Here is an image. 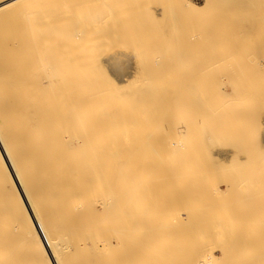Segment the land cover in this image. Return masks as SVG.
Returning a JSON list of instances; mask_svg holds the SVG:
<instances>
[{
  "label": "bare ground",
  "instance_id": "obj_1",
  "mask_svg": "<svg viewBox=\"0 0 264 264\" xmlns=\"http://www.w3.org/2000/svg\"><path fill=\"white\" fill-rule=\"evenodd\" d=\"M88 1L89 0H0V203H1V207H0V264H211L212 258H213V257L211 258V256L214 254L212 252L211 253L212 255H209L211 252L208 250V249H211L209 248V246L210 244L211 245L213 244V247H214L213 242H215V240H216L215 246L216 247L217 245L219 246L220 244H217V242L221 243V241L219 239L220 237L218 238V236L221 235V233H223V232H220L217 234L218 236H216L217 232L215 230L220 231L221 229L219 230V227L220 228L223 227V229H225L223 225H219L221 223H224L222 221L219 222L221 218L218 219L219 224L218 223L217 224L219 225V227L216 229L217 224H215V221L217 222V219H215L214 216L219 211H221V213L219 212L220 213L219 215L223 216L224 215L223 211L224 210L226 211V209L224 208L228 205V204L226 205V203L224 204V202L227 200H223L219 197L221 200H223V203L220 202V204L222 203L223 206L221 207V209L217 208L216 203H214L215 196L223 195L222 198L225 197L226 199V196L229 195L231 191L232 193L236 191L235 187L233 188V186L231 187V189H228L229 184L232 182H235L237 184V181H238L237 179L240 177L234 178L236 181L230 180L232 182L227 181V183H225V180L222 179V183H224V185L226 186V189L230 190V191L227 190L229 193L228 192H226L227 194L223 193L224 190L222 192L223 194L219 191H215V193H212L211 185H213V181H211V179H213L214 176L212 177V176H209L208 174L207 177L208 178L210 177V180H209L208 178H203L206 176L207 171L206 173L205 171L198 172L200 170L198 169V171H196V169H194L195 167L193 168V171H191L192 167L197 162L202 164L200 166H202L203 168L205 166L204 164L206 165L212 164L213 162L210 159L212 156L210 158L205 157L207 156L206 155L207 151H205L207 149L204 150L205 155H202L203 153L201 154L199 150H196L197 148L195 146L196 148L195 150L197 151L196 153V151L193 149L194 147H192L191 144H193L194 146L195 144L193 142H198V141H199L198 143H202L204 141L203 140L200 141L199 139H205L206 137H207L206 142L208 143V145H209V141L210 143L211 141L213 142V138L212 140L211 138L209 140L210 136L209 137L206 136L205 138H203V135H204L203 132H201L202 138H199L201 137L200 135H198V140L195 138L196 136L194 137L195 134H198V133L200 134V132H198L200 131L198 130L199 128L196 129V127H200L199 126L200 124H202L201 126L204 125V127L202 128L205 130L203 129L202 130L205 132L208 129V127H210V129H212L210 131L212 132V135L217 130L215 126L216 123L218 124L217 121L215 122V124H213L214 125V128H213V126H211L210 124L214 122L209 123L210 120L205 121L206 120L205 117L202 118L204 119L205 122L209 123L208 127L205 128L207 124L206 123L204 124V122L201 123L202 121L198 119L204 116L203 115L204 113H202L203 116L199 114V112H201L202 109H205V108L208 109V107L211 106V103L213 106V104L217 102V101L214 102L213 98L216 100V98L218 97V100L220 99V102L219 103L217 102V103L218 104L224 103L223 105L225 106L227 103H225L224 101L226 102L229 100L232 101L233 98L236 97L235 95H237V98H238L239 97L238 95H241V94L244 95L246 94L247 91L245 90L243 92L245 88L243 87V90H241L242 88L240 87L241 93L236 94L235 92L239 88H237L236 86V89H234L235 91H233L231 88V92H233L231 94H233L234 97L232 99H229V97H231V96H227L229 93L223 92V93H226L224 94V97L225 96L228 97V99H225L223 101L221 100V99H224L223 95L222 96L216 95L215 97L211 95V92H210L212 90L211 88L215 89L216 86L214 87V85L212 86L211 84H209L211 85L210 88L207 87L209 88L208 90H210L209 91L210 94H209L208 90L206 91V88L204 87L205 84L200 83V82H199L200 86L198 85V82L196 86L192 84L193 91L189 93L191 94L192 99L191 98L190 99L194 100V98H196L197 103L194 101H190L191 104L190 103L189 104L192 105V102H194V104L195 103L199 104L197 106H200V105L203 106L201 107L202 109L199 107L200 111H198L197 115H200V117L198 116L196 118L197 121L199 120L200 124L195 127V125H197V122L195 119L196 123L195 124L191 123L192 125H194L192 126L193 128L190 127V131L188 130L187 132L186 130L183 132L182 131L183 127L186 129L187 127L191 126V124H188L187 127L183 125L185 123L184 120L187 121L186 119L187 113L183 112V108H184L183 106L185 103H187L186 100L187 101L189 100L188 99L189 96L187 97L186 92L183 93V95H181L179 93L180 91L179 89H183L187 91V89L191 88V86L189 85L188 87L186 85V84H189L187 82V79H186L187 83L184 82L183 80L184 84L186 85L185 88H187V89H184V84L182 83V81L178 82V80H182V79L177 80V77L175 75L178 76V74H180L178 72H181V74L179 75L181 76L184 73L183 72L184 68H186V71L189 69V67L192 70V68L195 67L196 63H198L199 70L201 72L202 68L200 69V66L202 67L203 65L207 64L206 61L211 58H208V59L205 58L207 60L204 61L203 65L199 63H202L201 61L204 58H202L200 62L198 60L195 64L193 63L194 66H192V68L191 66H188V63L190 64L191 62H194L195 58L191 57L192 59L191 58L190 59L191 60L194 59V60L190 61L189 59L190 62H188V58L186 59L187 61L185 59H182L184 60V63L182 62L183 64H186L188 62L187 67H183L184 65L181 64V61H182L181 55H178L179 54L178 53L179 48L177 47L178 43L175 42L177 45H174L175 43H172V42L176 40L172 39L174 37V36H171L172 33L171 35L169 34L171 31L174 32V34H176L175 26L176 25L179 26L180 22L178 21L179 24H177L176 22V25L175 24L169 25L170 24L169 23L168 25H166L168 29L167 31L166 30L165 31L169 32L171 26H174L172 28L173 30L167 33L169 34L168 37H170L168 39L169 40L172 39L171 40L172 42L171 41L168 42L169 40L166 38L165 40H167L166 42L169 43L168 46L174 45V47L176 46L177 48L170 47L172 50L174 49L175 51H172L170 48H168L170 49L169 50L170 54H171L170 51L176 53V55H174L175 59L171 60V58H174V57H171L173 56L172 55L173 53L171 55L169 54L170 56H167V57H171L169 59L171 60L172 63L174 62V60L175 62L177 61L176 65L175 64L173 65V67L175 68L172 67L171 71L173 73L174 69L178 67V69H176L178 74L175 73L176 72L175 70L173 75H171L172 79L168 77V80L170 79L173 80L174 78L177 81L176 80H174V82L171 80L170 81L173 83H175L176 81L177 83L169 87L167 85H169L170 83L168 84L165 82L166 83L165 85V83L162 81L164 77L163 78L160 77L162 78V80L161 79L159 80V77H158L157 80L164 83V84H161L156 79L154 80V78L156 77H153L152 75L154 74V72L156 73V70H157L156 67H158L160 64L162 65V63H160L161 60H164L162 62L170 63V60H168V58L166 59L164 57L165 59H163L161 57L164 54L165 55L167 54L168 49L167 50L164 49L167 52L164 51L165 52V53L163 52L164 54L161 52V54L159 55L160 57L158 56L159 54L158 50H156L160 48L163 49L164 46H167L168 44V43L163 42L164 41L163 37L165 36L166 33L162 35L161 33H163L164 30L161 29L163 31L159 32V29H158V32H154V33H157L158 36L160 35L163 38L161 41L164 44L163 48L162 47L158 48V46L161 45V41H158L159 39L157 37L156 42L158 43L160 42V44H158V46L157 44L155 45V49H154V51H156L155 53L153 52V49H152L154 46L153 45L151 46V44L148 43V42L151 43V41H153L152 38H150L152 36L149 35L150 40L147 41V39L149 38L148 37L143 38L146 35L143 36L144 34L141 35V33H139L140 31L143 32L140 29L143 28L141 25L143 23V26H144L145 21L144 20L141 21L142 19H140V15H141L140 13L142 12L138 9H140L141 7L138 8L137 6L136 8L134 6V3H136L137 0H135L136 2L134 1V3H131L130 0L129 1H130V4H133L131 8L133 10L135 9L137 11V14H140L139 16L135 17L137 15V14H134L136 13L135 10L134 12L133 11L129 12V10H126L129 14L132 13L135 19L134 17L132 18L131 14L130 16L129 14L126 13L125 10H123V8L126 7L124 6V2H123V5H120V6L121 7L124 6V7H122L121 9L119 7L120 10L118 13H116L118 17H116V15H113L110 20L113 21L114 18H116L117 21L122 22V20L124 21L126 17L129 18L128 16H130L132 20L134 19L133 21L134 23L130 24L132 26L131 28L133 29V33H135L137 36V32L139 31L138 36H140V38H143V40L146 39L144 41H141L142 42L141 43L142 47L140 46V49L142 48L141 52H136V50H139L138 46L140 44L138 43H140V40H138V43H137L136 38H138V36L134 38L132 35L133 34L132 32H131L132 38L130 37L128 39V31H127L129 30L127 28L129 26L128 23L126 25L127 27H124L125 26L124 24L126 22H129V21L132 22V20L130 18H129V21L126 19V22H124V24H121L122 26L124 25L123 30L122 29L118 30L119 29L118 25H116L117 26L116 28V26L114 25V22L112 21H111L110 27H108V23L110 22V20L109 22H106L103 19V18H106V20H108L107 17H104V15H107V14L103 15V12L108 9L107 5H105V3L107 2L105 0H103V2L100 0L101 3H104V6L102 4L100 8L102 9L103 7H105V9L103 8L102 10H100V8L98 7L100 3L97 4L99 2L98 0H97L98 1L97 3H95V1L93 2L92 0V2L95 4L94 6L97 5L96 7L98 8L91 7L93 6L91 4L92 2L87 3ZM107 1L108 2L110 1L108 3L109 5L113 4L111 2L112 0H107ZM166 1L168 3L169 0H166ZM224 1L226 0H218L219 5L205 6L201 11L199 12L196 11V12L199 13V17L201 16L200 14L207 12L206 13V15L208 14L207 17L206 15H204L203 17L201 16L202 19H204V17H206L207 19L209 16L208 20L212 19L214 23L216 22V24L220 26L224 24L222 23V21L223 22L228 21L227 23L229 22L232 23L235 21L234 23H236V25L238 26V28L236 27L238 30V33H240L239 31H242V28L240 26L241 30H239L238 24L241 21L242 16L244 14L240 12L241 10L240 7H250V5L248 6L249 3L248 4L246 3L245 6L244 4L243 6H241L240 2L238 4L236 0H230L232 3H236L237 5L233 4L234 5L233 7L232 6L228 7V5L225 4ZM233 1H236V2H233ZM246 1L248 2V0ZM256 1L257 0H255V2ZM158 2L161 3L160 0ZM178 2L180 3L179 0ZM184 2L186 1H183V3ZM86 3L91 4V6L90 5L88 6ZM128 3L129 2H127L125 5H128ZM162 3L160 4L161 6H164V5L167 7L169 6V4H164V2ZM160 5L158 4L157 6H160ZM178 5H176V7H178ZM186 5L187 4H185V6ZM140 6H143V5L140 4ZM111 7L109 8L111 9ZM113 7L111 10L110 9L107 10L108 13L109 11L111 12L114 9ZM170 7H172L171 3H170ZM180 7H183V5ZM173 9H170L168 7V11L170 10L169 12L171 13H173L171 11ZM181 9L179 11L181 12V14L179 12L178 13L181 15V18L183 21L184 18L187 16L185 14V12L187 13V11H184L183 8ZM243 9L244 8H242V10ZM165 10L167 9H164V11ZM191 10L192 8L190 9V12H188L190 16L192 15ZM100 11L101 12L103 11V12L101 13ZM144 11L145 10H143V12ZM168 11L166 12L167 13L166 15H172ZM153 12H155V10ZM119 13L120 15H118ZM121 14H123L122 17L125 14H127L128 16L126 15V17H123V19H121L122 18ZM153 14L154 13H152V15ZM101 15L103 16L101 19H103L105 23H107L106 27H108V29L109 28L111 29V27L114 25L115 27L113 26L112 27L113 29L115 28L117 29V31H119V33L121 34L123 33L124 36L125 35L127 36L126 40L124 39L125 42L128 39V43L126 46H128L130 42V45L133 44L130 47H133L134 46L133 40L135 39V42H136L135 45H138L136 46L138 48L137 49L135 48L136 50L131 48L134 51H130L131 49L129 50L128 47L124 46L126 44L124 42V44L122 43L123 45L119 44L124 47L122 48L121 46L118 45L117 47H115V49L117 48L118 50L116 49L115 51V49L113 48L114 47L113 45L118 44L116 42H119L118 36H120V34L119 33L116 34L117 35L116 38L118 37L117 38L118 40L116 38L114 39L113 36L115 35L117 31L115 29H114L115 31L112 30L111 32L114 33V35H112L110 30L108 33L105 30L106 27H103L106 24L104 23L105 25H102L103 23H100L101 24L100 27L102 26L104 28L101 31L105 30L104 33L105 32L106 33L104 35H106V37L109 36V38H103V36L101 35L99 36L98 34L102 33V32L98 33L100 29L99 31L96 30L97 31L96 34L98 33L97 37L99 36V38H103L101 39V41L102 40L107 41V42L111 41L109 42V44L107 43V45L108 46L111 45L113 47L110 46L111 51L108 52L105 44H103L105 42H102L101 44L104 45V47L106 48V51L104 47L102 48V46L99 48L100 44L95 43L94 45H96V47L97 45H99L97 47L99 51L101 49L102 50L104 49L105 52L103 51V53L107 52L106 54H103L102 56L99 55L101 53L98 54L99 51H97L96 47L92 45V40L94 42L96 40L97 43L101 41H98L99 39L97 40L94 38L93 34L91 33V31L93 30H89V34H92V36L89 35L88 33H87L88 37H87V34L86 35L83 34V33H86L87 31L86 28H84L83 26L85 25L87 27L88 24H90L88 23V21H94V22L98 21ZM144 15L146 16V14ZM180 15L178 16L180 17ZM182 15L184 17H182ZM161 16L162 15L160 14V18ZM193 16L194 15H192V17L188 16L189 18L187 17L186 20L189 21L192 18L190 20V23L196 22V20L194 21L195 18ZM246 16L247 14L245 15V17ZM108 17H110V13ZM165 17L167 18L170 16H165ZM201 17L198 18V20L201 19ZM137 18L140 19L142 23L139 20H137ZM101 19L99 21H103ZM146 19H147V16H146ZM86 20L88 24L83 23V22H86ZM135 20L137 21V24H135L136 22ZM157 20H160V19L158 18ZM69 21H73V22L69 23ZM77 21H79V23H81L82 25L84 24V25L81 26L79 25V23H75ZM219 21L221 23H219ZM242 21L244 20L242 19ZM151 22L154 23V21H151ZM202 22L204 21L200 20V22L198 23H201V25L199 26H200V31L202 30V33H203ZM96 23L94 25H96ZM149 23L150 22L148 21V23L145 26H148ZM155 23L153 25H155ZM184 23L186 24V22ZM190 23H188V25ZM227 23L225 25H227ZM157 24L158 23H156V25ZM194 24H192V26ZM218 25H216L215 27L218 28L219 30L218 33H219L221 28L219 29ZM97 26H99V24L95 26L96 29H98ZM122 26L120 27L122 28ZM79 27H83L82 28L83 32H82V29H80ZM149 27H152V26L149 25ZM149 27L148 28L145 27L144 32L145 30L146 31L148 30L147 32L150 31V33L152 34V30L151 28L149 29ZM154 27L155 26H153L152 29H154ZM184 27L187 28V26L185 25ZM184 27L181 26V30ZM210 27H209V30L215 31L217 34V28L213 27L216 30L215 29L212 30L213 28L211 25ZM185 28H184V32H185ZM132 29H130V31ZM155 29L153 31H157ZM189 29L190 28H188V30ZM194 29H196V32L198 34L200 33L198 27L193 28L192 30ZM121 30L122 32H120ZM177 30H178V33L181 32L180 28ZM205 30L207 29H204V31ZM125 31L127 32V34H125L126 33ZM194 31H192V33L190 32L191 36L190 35L189 36L191 37V39L188 36L189 32L187 36L189 37L190 40L196 41L195 42L196 45L199 46V44L197 43V41L199 42V40L197 39L198 37L195 40V38L192 36L194 34H195L194 36L196 35L198 36L197 33H193ZM221 31L225 34V36L227 35L226 33L227 31L225 29H222ZM147 32H145V34H147ZM206 32H204V34L202 35L199 34L200 38L205 37L203 35H206V34H207L206 35L207 38H209L208 36L211 33H215V32L209 33L210 31H206ZM70 33L72 36L70 35ZM78 33L81 34V36L82 35L86 36L88 41H90L89 39H92L90 41L91 45L88 44V46H86L87 45L86 43L88 41L84 43L81 42L80 40L83 38L79 37L80 35ZM75 34H78V35H75ZM107 34H110V35H107ZM68 35H70L71 37L70 36L68 37ZM154 35L157 36L156 34ZM184 35L186 36V34ZM74 36L76 37L78 36L79 38L77 37L76 39V37ZM122 36L120 38L121 41H122ZM188 37L186 40H188ZM155 38L153 37V39ZM78 39L80 40L78 41ZM130 39L133 43L129 41ZM218 39H215L214 41H218ZM179 40H183V39H179ZM202 40L204 41V43ZM210 40H211L210 38L207 40L206 39L204 40L202 38L199 43L202 42V44L204 45L207 41L208 42L207 44H209ZM82 41H84V39ZM146 41H147V44L144 43ZM112 42L113 43L115 42L116 44H113ZM153 43L155 44V41L152 42V44ZM81 44L83 45L86 44V45L84 47ZM148 44L151 47L148 46ZM202 44H200V46ZM207 44L205 46H207ZM180 45H181L179 46L180 48L182 46L184 47V44L182 45L181 43ZM195 46L193 47V49L196 51L197 46L196 47ZM200 46L198 48H200ZM205 46H202V48ZM210 46L208 45L207 47L208 49L210 48L209 51H206L207 48L205 47L206 48L205 52L210 53L211 48L216 49V46H211V47ZM143 47L146 48L148 52L151 53L150 55H148V58H146V54H148L146 52L147 50H145ZM147 47L148 48L150 47V48L148 49ZM92 49L93 50L96 49V52H94L95 50L92 51ZM143 49L145 50L146 53L142 52ZM235 49L236 48H234V50ZM190 50L192 49L189 48V51L188 50L187 51L191 53L193 50L192 51ZM201 50L199 51V49H197L199 54L200 52L203 54L204 49H201ZM159 51H162V50H159ZM187 51L186 53L185 52L183 53L188 54ZM212 51H214V49ZM193 52H192V56H193ZM231 52L234 53L233 50ZM231 52L229 51L228 53L231 54ZM153 53L157 54L158 56L157 59L159 58L160 60V62H157V64H156L157 60L154 59L156 56L155 54L153 55ZM194 55H197V54H194ZM205 55L208 57L209 54L205 53ZM217 55H220V54L215 53V56L217 57L216 60L217 59L219 60L217 61L214 60L212 61V63L209 60V62L211 63V66H213L212 64L217 63L218 61L220 62L222 61L221 63H224L226 61V58L224 57L227 54H225V56H222L221 54L219 57ZM177 56H180L179 57L181 60V61L179 60L180 62H178L179 58ZM209 57H211V55H209ZM220 57H222V59ZM149 58H151L153 61L155 60L154 63L151 61V59L149 60ZM147 59L149 60V62L146 61ZM193 64L191 63V65ZM161 65H160L161 70H159L158 68V71L160 72L164 71V74H165L164 79H167L166 76H170V74L172 73H169L170 72L169 71L168 72L169 75H166V72H167V71L165 72L166 69L162 70V68L164 66L167 67L168 64L162 65V66ZM138 67H139L138 69L139 72L137 71ZM168 67L169 69L171 68V66H168ZM206 67L208 66L203 67V69L205 70H202V72L203 71L205 72V75L207 73ZM179 68L180 70L182 68V71H178ZM217 69H214V70H217ZM191 70H189L190 72H188L189 75L192 72H194L193 70L191 72ZM208 70L210 71V68ZM186 71L185 73H187ZM140 72L147 73V75H150L152 73L150 75L152 77L150 76L147 77V75L144 74L146 78L144 75H143L144 78H139L136 75L139 73V76H140L141 75ZM200 72L198 71L196 73L197 74L196 78L199 76L201 80L203 79L202 76L205 77V75H202L200 77V75L202 74ZM237 72L239 73L238 76L240 74L243 75L242 74L243 72L240 73L239 70ZM185 73H184V76H185ZM230 73H232L233 76L235 75L233 78L237 76L235 72H230ZM164 74L162 76H164ZM160 75L158 74L155 76H160ZM207 76L210 77V75H207ZM191 78L194 81L196 80L195 77L193 78L191 76L190 79ZM222 78L224 79V75ZM242 78L243 76H240L241 80ZM217 79L219 80L218 77ZM217 79L214 81L217 82ZM223 79L221 80L224 81L225 79L224 80ZM204 80L205 79H203V81ZM241 80H240V83H241ZM194 81H191V82L195 84L196 82ZM234 81H231V82H234ZM180 82L183 84L182 85L183 88L177 89V84L178 85L181 84ZM211 82L213 81L211 80ZM218 83H221L220 80ZM201 84L204 86H201ZM235 85H238V84L235 83ZM221 87H226V86L224 84V86H221ZM254 87L253 86L252 88L248 87L249 89H252L251 92L249 90L250 95L252 92H255L253 91L255 89ZM233 88H235V86ZM255 90L257 92V88ZM212 92L215 93L216 91H212ZM221 92L222 91L219 90L218 94H220ZM256 92L255 94H252L255 97L257 96ZM245 96L246 95L243 96L244 99H251V98L253 99V96L251 97L249 96V98L247 96L245 98ZM210 97H212V99ZM209 99L213 100V102H210L211 100L209 101ZM239 100L242 101V96L239 97ZM251 100H248V101H251ZM244 101L246 103V100ZM254 101H256V99H254ZM180 103H182L181 104L183 105L182 107L179 106ZM208 104L210 106H208ZM246 104H249V103H246ZM192 106H189V107H192ZM197 106L195 107L198 109ZM224 106L223 107L220 106L221 107L220 109L225 108L227 105L225 107ZM187 107L188 106H186V108L184 109H187ZM178 108H182V110H178ZM211 109L212 108H210L209 111L212 112L214 109H216V107H214L213 110ZM220 109L218 108L216 110H220ZM192 110L191 112L193 113L194 110L193 111ZM224 110L225 109H222V112H224ZM180 111L186 114V116H184V114L182 115ZM215 112L216 111H214V115H215ZM192 113L190 115L193 116L192 119H194L197 115L194 117L196 113H193V114ZM205 113H208V110ZM216 114H217L215 115L217 116L216 119H219L218 121H221L220 118L222 117L218 116L219 114L218 112H216ZM208 115L210 116L209 113ZM219 115L221 116V114ZM225 115L228 116L227 112L225 113ZM225 115L223 116L224 118L226 117ZM245 115L246 114H244V117ZM181 116H184V118H182L184 123L182 122ZM205 116L207 117V115ZM249 116H248V119H249ZM211 117H213V115H211ZM222 120L223 121L225 120L227 122L226 118L225 119L222 118ZM189 121H191V119ZM245 122L247 123L248 121H245ZM250 122H253V121L250 120L248 122V124H250L251 127L252 125L253 126L256 125V124L251 125ZM223 123L222 125H220L221 123L218 124L217 127L223 126ZM232 124H235V123H232ZM245 125L247 126V124ZM226 126H227V123H226ZM250 126H247V128ZM223 128L225 127L223 126ZM223 128H220V130L219 129L218 130L222 132ZM194 129L198 131L196 132ZM252 129L255 130V128H252ZM192 131H193V134L195 133L194 135L191 134ZM226 131L228 133V130H224V132ZM208 132L209 131H207L205 135H208V134L211 135L210 132L209 133ZM189 135H192L190 137L193 140L190 137L188 138ZM221 135L222 134L218 136V134H215L216 140H214V142L217 141L218 138H220L218 139V141L221 140V137H222ZM254 136L255 134L251 135L250 137L254 138ZM239 138H242V137H239ZM188 139H191L190 140V142H192L191 144L188 143L189 141ZM227 140H229V138ZM240 140H237V142L235 140L233 141L236 142V144L240 145L238 143ZM229 142L230 141H228V145H229ZM241 142H244V141L241 140ZM188 144L191 146V148ZM202 144L203 146L206 145L204 143ZM252 144L250 143V145ZM214 145L216 146V143ZM214 145L213 147L215 148ZM217 145H218V142H217ZM233 145L235 146V144ZM233 145L232 147H234ZM201 148L202 147H200V149ZM241 148L243 147L241 146ZM244 148H245V145H244ZM228 150L226 151L224 149H216L214 152L215 155L214 154L212 155L216 157V160L221 165L220 166H218V164L213 165L214 164L213 163L212 166L211 165L206 166L207 168L205 167L204 170L209 168L208 171L213 172V169L211 170V167L212 168H214V166L224 167V164L225 165L228 164L226 162L230 160L229 156L231 155L228 152ZM237 150L239 151L240 149H237ZM254 150H252V153ZM181 151L182 153L184 152L183 154L184 156L182 154L180 155ZM193 152L194 154L195 153L198 154L199 152L202 158L199 154L198 155L200 157L198 156L191 157ZM242 152L243 151H241L240 154H242ZM236 153L238 152L236 151L231 156H234L235 158V155H236L235 160H237L236 161L237 163L239 162V160L240 162L245 160L246 157L241 158L243 154L239 155V153L238 154ZM237 155H239L240 158H237ZM257 155H258V152H257ZM247 157L248 159H250V155ZM193 158H195L194 159L195 161L193 160ZM200 158L201 159L204 158L202 162L205 161L206 158H208L210 159L212 163H207L208 159H206L205 161L206 163H201L200 161H197ZM235 160L232 159L231 162H234ZM246 161H247V158H246ZM258 161L260 160H257V162ZM193 162H195L194 165H193ZM183 165L186 168H191L190 171L188 172L192 173L193 176L191 174L190 177H188V174L186 172L189 169L185 170L186 168L182 170L183 177L181 176L180 169L184 168ZM197 165H195L196 168H197ZM263 165L264 164H262V166ZM234 166L236 169L238 168L236 167V165H233V167ZM257 166H255L256 167L255 169L258 170L259 167ZM230 167L227 168L228 171H230L229 169L232 170V167L231 168ZM244 167L246 166L244 165ZM261 168H260V172H263L261 171ZM216 170H218V174H220L219 172L225 171V168L224 170L223 168H221V171H219V168L218 169L216 168L214 172ZM240 170L242 171L244 169H242L241 167ZM240 170L238 169V172H240ZM195 172L196 174L199 173L197 175V178L198 176L201 178L200 174L201 175L205 174V176H202L203 183L199 182L200 181L199 178H198L199 180L198 182L196 180H195L196 182H194V180L191 178L192 176L193 178L195 177V179H197ZM202 172L204 173L202 174ZM216 173H212L210 175H213ZM252 173H250L249 175L251 176ZM221 174L223 176H226L224 172H222ZM242 175L243 174H241V177L243 178L244 176ZM244 175H245V172H244ZM233 176L234 175H232V177ZM254 177L255 176L253 175V178ZM259 177H260V174H259ZM262 177L263 175L260 178L262 179ZM253 178L252 179L249 178V180H253ZM260 178L259 180H261ZM203 179L206 181H203ZM190 180H193V181H190ZM207 180L210 181V182L208 181L209 185L206 184ZM254 181L255 180H253L252 182L254 183ZM244 182L245 184H248L246 183V180H244ZM257 182L255 181V183ZM200 183H202V185ZM260 183H262V181ZM256 185L258 186V184ZM256 185L255 187H257ZM215 186H212V187L215 188ZM237 188L238 187H236V189ZM238 189L241 190L240 187ZM253 189L255 188L253 187L252 190ZM246 190L248 191V189ZM256 190L257 189H255V191ZM262 190L263 191H261V193L264 192V189ZM242 191H244L243 188H242ZM255 191H254V194L256 193ZM250 192H248L247 194H249ZM245 193L244 195L246 196L247 194ZM254 194L252 191V196L250 197V195H248L249 199L250 198L252 199V197L254 199L255 197ZM258 194L260 195L259 192ZM234 195L236 196V194L233 193V197ZM242 195L243 194L241 193V195H239L240 198L238 195L237 197L241 199V197H243ZM219 198L218 200H220ZM234 199H237V198L235 197ZM213 200L214 202H212ZM234 201L235 200H233V202L230 201L231 203L229 202V204L230 205L232 204L231 206H233L234 205L233 203H235ZM236 201H238V199ZM252 201H255V200H251V202ZM244 202H245V199L243 200V203ZM213 204H215L216 207ZM261 204L263 206V203ZM245 205H246V208L245 207L244 208L246 210H249L251 209V206H254V204H251V206L249 205L247 206L246 203ZM237 206H241V205H237ZM247 207H250V208L247 209ZM233 208L236 211L238 207H236L235 209V206H233ZM217 209L219 211H214ZM230 209H232V207H230L229 210ZM245 209L242 210V212H244ZM253 209H255V206ZM239 211L240 209H238V213H240ZM213 212L215 214H213ZM227 212L228 214L230 212L231 215L235 214V213L232 214L231 210L226 211V213ZM181 213L183 214L184 218L186 217V219H181L183 218L181 216ZM261 213L262 212H260V214ZM6 214L10 216V219L11 217L12 218L14 217V221H13L14 227L13 225H11L12 223L9 225H7L8 223L5 224L6 222H9V221H4L7 218V217L6 218L4 217V216H7ZM212 215L214 218H212ZM3 217L5 218L4 220H2ZM195 217L196 219H194ZM192 218L194 219V221L195 220L196 221L194 222ZM208 218H210L211 222L214 223V225L216 226H213L212 224L213 227H211V223L208 220ZM213 219H215V221ZM224 221H228V220H224ZM10 222H12V220ZM189 223H191L190 226H193L192 224H195V226L199 227L200 229L202 227L203 230L195 229V231H191L192 227L191 228L188 227L189 229L188 228L182 229L183 228L182 226H184L185 224L189 225ZM228 223L229 221L226 222V225H230L231 222L229 224ZM206 225L207 226L209 225L210 228H213L212 230L215 229L214 231L216 233L214 232L215 233V236H213L214 238L212 237L213 231L209 227H205ZM5 227H7L8 229H6ZM9 227H11L12 229H10ZM229 227L226 228L227 231ZM9 229L13 230L16 233L11 234L13 231H9V234H8ZM223 229L222 231L226 230V229L225 230ZM229 229L231 230L232 228H229ZM234 231L236 230H233V232ZM248 232L247 233L245 232L246 236ZM225 234H223L221 238V240L224 243L223 246H219L217 249L220 250L219 248L221 247L220 252H222L221 254L223 255V257L220 256L221 259L226 257L225 259L221 260L222 263L227 261L226 264H229L228 262L229 259L227 258L226 254L224 255V252L226 251H228V253L233 252V256H235L236 254L237 255L236 258L238 257L237 258L238 260L243 252L240 253L237 250H236L237 253H234V251L232 250H230L229 252V249L234 247L233 249L235 250L236 248H238L237 246H239L241 243L242 244L243 242L248 243L246 242L248 239H246L245 238L246 236H245L243 239H245L246 241L242 239L238 241L236 239L237 238L236 236H235L236 238L231 239L234 236L229 235L232 237H230V239L228 238L229 240H226V241L232 240L233 242H235V244L237 242V246L233 245V247H230L229 244H231L232 241H230L229 243L228 242L225 243L226 241L223 240L227 236V235L224 236ZM228 234H232V232L231 233L228 232ZM9 235L10 237H12L13 235L15 236L12 237L13 238L12 239L9 237ZM215 237L217 238L215 239ZM248 237H251V236H248ZM207 239H210V240L212 239L213 241L212 240L210 241L212 243L210 242L208 243ZM234 239H236V241ZM207 243L209 246L207 245ZM226 244L230 248H227ZM242 244L239 248L244 249ZM224 245H226V248H227V250L225 248L226 251L222 249V247L224 248ZM251 246L254 247L253 244ZM177 247H178V250L176 249ZM250 254L251 253L248 252L247 257H249L248 255ZM230 255L232 256V254ZM244 256L246 255L244 254L243 256H241L243 258V262L241 261L242 258H240L241 260L238 261L239 263L237 262L236 258H233V259L230 258L231 260V261L229 260L231 262L230 264H232L233 260H236V263L238 264H243L245 260L251 262L250 261L252 260L251 256L248 259L247 257L244 259ZM260 256L261 254H259V257ZM253 257L255 258L257 256L255 255ZM213 259H219V257L218 258L214 257ZM256 259L258 260V258ZM249 262H246L245 264L247 263L251 264ZM252 264H254V262Z\"/></svg>",
  "mask_w": 264,
  "mask_h": 264
},
{
  "label": "rangeland",
  "instance_id": "obj_2",
  "mask_svg": "<svg viewBox=\"0 0 264 264\" xmlns=\"http://www.w3.org/2000/svg\"><path fill=\"white\" fill-rule=\"evenodd\" d=\"M94 1H95V3H97V2L99 1V2L97 3V4L100 3V4L98 5L99 8L101 7L102 4H103V6H104V3H101V1L103 2V0H101V1H100V0H98V1H97V0H93V2H94ZM105 1L107 2V3H105V5H107V8H108L107 10H109V9H110L109 7H111L113 4H114L113 6L116 5L115 7L112 6L114 9H113L111 12L109 11V13H110V17H108V16H109V13H108L107 10L104 11V12L102 11V12H103V15H104V14H107V15H104V17H107L108 20H106V18H103L106 22H109V20L111 19V17H112L113 15H116V13H118L119 10H120L122 7H124V6L127 7V8H126V7L123 8V10H125V11H126V10H129V12H132V11L134 12V10H135V9L133 10V9L131 8V7L133 6V4H130V1H131V3H134L135 0H133V1H132V0H130V1H129V0H127V1H126V0H112V1H111V2L113 3L112 5H109V4H108L110 1H109V2H108L107 0H105ZM105 1H104V2H105ZM119 1H120V2H119ZM149 1H150V2H149ZM158 1H159V0H154V1H153V0H145V1H144V0H143V1H142V0H141V1L139 0V1H138V0H137V2L135 1L136 3H134V6H135L136 8H137V6H138V8L141 7V8L138 9V10H140V11L142 12V13H140V14H141V15H140V14H137V11L135 10L136 13H134V14H137L135 17H137V16L140 15V19H142L141 21H143V20L145 21V22H144V23H145L144 26H145V25L148 23V21H149V22H150L149 25L152 26V27H149V25H148V26H145V27H147V28L149 27V29L151 28V30H152V34H153V35H154V34L157 35V36H155V35L153 36V35L150 33V31L147 32L148 30H147V31L145 30V32H147L148 35L145 34V32H144V28H145V27L143 26V23L140 21V19H138L139 17L137 18V20H139V21L142 23L141 26H142L143 28H141V26H140V28H141L140 30H142L144 33L141 32V31H140V32L138 31V32L141 33V35L144 34L143 36L146 35L145 37H143V36H141V37H143V38H147V37H148V38H149L150 36H152V37H150V38H152L153 41H151V43H150V42H148V43L151 44V46H152V45L154 46V47L152 48V49H153V52L156 53V51H154V49H155V45L157 44V46H158V44H160V42H159V43L156 42V41H157L156 39H157V37H158V39H159L158 41H161V40L164 38V41H163L164 43H168V42H170L172 39H173V40H176V41H173V42L171 41V42H172V43H175V42L178 43V45H177L176 43L174 44V45H177V47L179 48V50L176 49V50H178V53H179V54H178V53H177V54H178V55H181V60H182V59H185V60H186V59L188 58V62L193 61L194 59H193V60H191V59H192V58H195L196 61L194 60V62H191L192 64H193V63L195 64L198 60H199V62H200V60H202V58H204V59H205V58H207V59H208V58H211V59H208V60H207V59H205V60L203 59V60L201 61L202 63H199V64L203 65L204 61H206V60H207L208 62H209V60H210V62L212 63V61H214V60H215V61L219 60V59L216 60L217 57L215 56V53H216V54H220V55L222 54V56H225V54H227V55L224 57V58H226V61H225L224 63H221L222 61H221V62L218 61V62H220V63H218V62H217V63H214V62H213L214 64H212L213 66H211V63H210V62L208 63V62L206 61L207 64L203 65L202 67L200 66V69L202 68V70H205V69H203V67L208 66V67H206V69H207V70H206V71H207L206 75H205V72H204V71H203L204 73L202 72V70H201V72H200V70H199V66H198V63L195 64L196 69H198V70H196L195 67H193L194 69L192 68V66H194V64L191 65V63L189 64V63L187 62V63H188V66H191L192 70L194 71V72H192V70L190 69V67H189V69L187 68V69H188L187 71H186V68H184V71H183V72H184V73H185V71L187 72V73H185V76H187V77L184 76V73H183V72H182V73H183V74H182L183 76H182V75H181L182 77L179 76V75L181 74V72H178V73H180V74L177 73V70H176V69H178V67L176 66L177 68L174 69V71L176 70L175 73H177L178 76H177V75H175V76L177 77V80H178V79H182V80H178V82H179V81H182V83L184 84V82H186V79H187V82H188L189 84H186V85H187L188 87H189V85L191 86V88H188V89H187V88H185L186 85L184 84V89H187V91H188V92H187V91H185V90H183V89H179V88H183V87H182L183 84H182L181 82H180L181 84H179V85L177 84V89L180 90V91L178 90L179 93H180L181 95H183V93L186 92V93H187V97L189 96V98H188L189 100H188V101L186 100L187 103H185L184 106L181 105L182 103H180L179 106H181V107L183 106L184 108H186V106L189 107V106H192V105H193V106H194V105H195V106L199 105V104H196V103H197L196 98H194V100H191V99H192V98H191V94H189V93H191V92L193 91V88H192V87H193V85L196 86V85H197V82H198V85H199L200 83L205 84V86L202 85V84H201V86H204V87L206 88V91L210 88L211 85H212V86L214 85V87L216 86V88H215L216 90L213 89V88H211L212 90H211V91L208 90V93H209V91H210V92H211V95H213L214 97H215L216 95H218V96H219V95H220V96L223 95V98H224V99H221V100H223V101H224L225 99H228L227 96H231V97H229V99H232V98L234 97L233 94H231V93H233V92H231V88H232L233 91H235L234 89H236V86H237V88H239V89H237V90H239V91L236 90V92H235L236 94L241 93L240 91L243 90V87H244L245 89L243 90V92H244L245 90L247 91L246 94H244V95H246L248 98H249V96H250V97L253 96V99L251 98V99L253 100V101H252L251 99H244V97H243L244 95H243V94L238 95L239 97L242 96V101H241V100H239V97L237 98V95H235L236 97H234L232 101L229 100V101H231L232 103L229 102V101H227V102L224 101L225 103H227V104H226L227 106L225 105L226 107L223 105L224 103H222V104H218V103L220 102V99L218 100V97L216 98V100L213 98L214 102L217 101L218 103L215 102V103L213 104V106H212V103H211V106L208 104V106H210V107H208V109H207V108L202 109L201 107H203V106H201V105H200V106H197L198 109H199V107L202 109L203 112L201 111V112H199V114L202 115V113H204V114H203L204 116L202 115L203 117H200V115H197V114H198V111H200V109L198 110L195 106H194V107L192 106V107H189V108L187 107V109H188V111H189L190 113L187 111V109H184V108H183V112H184V113H187V118L185 117V118L187 119V121L184 120L185 123H184V121H183L182 118H184V116H186V114H184V113H182V111H180V112L182 113V115L184 114V116H181V119H182V122L184 123V124H183V123H182V124H183L185 127H187L188 124H191V123L195 124L196 122H197V125H195V127L198 126V125L200 124L199 120L197 121V119H196L198 116L200 117V118H198V119H200V121H202L201 123L204 122V124H205V123L207 124V125L205 126V128L208 127V125H209L210 122H214V123H211V124H210L211 126H213V128H214V125H213V124H215L216 121L218 122V124L221 123L220 125H222V123L224 122V123H223V126H224L226 129L223 128V126H220V127L218 126V127H219V128H218V127H217L218 124L216 123L215 126H216L217 130H218V129L220 130V128H223V130L221 129L222 132H220V131L218 130V131L220 132V133H219V132L216 130V128H215L216 131L214 130L215 132H214L213 135H212V132H210V131L212 130V129H210V127H208V129L206 130V132L203 131V130H205V129L202 128V127H204V125L201 126L202 124L199 125V126L201 127V129H200V127H196V129L199 128L198 130H200V131L194 129L196 132H197V131L200 132V134H199V133H198V134H195V133H194V134H195V135H194V134H193V131H192L191 134H193L194 137L196 136L195 138H196L197 140H198V135L201 136V137H199V138H202V134H201V132H203L204 135H205V133H207V131H209L211 135H209V134H208V135H205V136L203 135V138H205L206 136H208V137L210 136V137H209V140H210V138H211V140H212V138H213V142L211 141V143H210V141H209V145H208V143L206 142V138H207V137H206L205 139H199L200 141H201V140L204 141V142H202V143L206 144L205 146H203L202 143H198L199 141H198V142H193V143L195 144V145L193 146V144H191L192 142H190V140L192 139L190 136H192V135H189V136H188V138H189V137L191 138V139H188V140H189L188 143L191 144L192 147H194V148H193L194 150L197 148L196 150H199V152H200L201 154L203 153L202 155H205V151H207V152H206V155H207V156H205V157L210 158V157L212 156L210 159H211V161H212L214 164L210 161V159L206 158V159H208V160H207V163H212L213 165H217V164H218V166L221 165V164L216 160V157L214 156V155H215L214 152H215L216 149H224V150H226V151L229 149L228 152H229L231 155H233V154L237 151V152L239 153V155H242V154H243V156H242L241 158H245V157L247 158V161H246V158H245L244 161L240 162V160H239L240 163H239V162L237 163V162H236L237 160H235V159H236V155H235V158H234V156H231V155H230V156H229V159H230V160H228V162H226V163H228V164H226V165L224 164V167H218V166H217V167L214 166V168L211 167V170L213 169V172H212V171H208L209 168L206 169V170H204L206 166H209V165L212 166V164H209V165L204 164L205 166L203 165V166H204V168H203L202 166H200V165H202V164H200V163L197 162L200 168L198 167L197 163L195 164V165H197V168H196V166L194 165L195 162H193V165H194V166L192 167V169H191V168H186V167L183 165L184 168L180 169V172H181V176L183 177V175H182V174H183V173H182V170L185 169V168H186L185 170L189 169V170H187L186 173L188 174V177H190V175H191L192 173H190V172H188V171H190V169H191V171H193V168H194V167H195L194 169H196V171H198V169L200 170V171H198V172L205 171V173H206V171H207L206 176H205V174H204V175H201V174H200L201 178L198 176V178H199L200 181H199L198 178H197V175H198L199 173L196 174V172H195V175H196V178H197V179H195V177H194V178L192 177L193 174H192L191 178L194 180V182H196V181H197V182H198V181H199V182H202V176H205V177H203V178H208V177H207L208 174H209V176H212V177L214 176L213 179H215V180L211 179V181H213V185L210 184V185H211V189L213 190V191L211 190L212 193H215V191H219V192L222 193L223 190H224L223 193L227 194L226 192L230 191V190H228V189H231L232 186H233V188L235 187V190H236V191H235V190H234V191L237 192L238 194L235 193V192H233V193L236 194V196L234 195V197H233V193H232V191H231V193H230L229 195L226 196V199H225V197L222 198L223 195H222V196H217V195H216V196H215V202H214V200L212 201V202L216 203L217 208L221 209V207L223 206V204H222V203H223V200H227V201L224 202V204L226 203V205H227V204L230 205L229 202H230V201L233 202V200H235V201H234L235 203H233V204H234L233 206H235V209H236V207H238V208L236 209L237 212L234 210L233 206H231L232 204H231L230 206L227 205V206L224 208V209H226V211H230V210H231V211H232V214L235 213L234 215H231L230 212H229V214H230V215H229L228 212L226 213V211L224 210V211H223V212H224V215H223V216H220L219 214L221 213V211H219V210L217 209V210H214V211H219V212H220V213L217 212V213H216L217 216H216V215L214 216L215 219H217V222L215 221V219H213V220L215 221V224H217V223H218V219L221 218V220H219V222L222 221V222H224V223H221V224L218 223V224H219V225H223L225 229H226L227 227H229V226L233 223V224L229 227V228H232V229L230 230V229L228 228V231H227V229H226V230L223 229L222 226H221L222 228H220L219 225L217 224L216 229L219 227V230H220V229H221V230L218 231V230H215V229H214V230L217 232V233H216L214 230H212L213 228H210V227H209V225H208V226L206 225L205 227H209V228L213 231V234H214V235H213L212 232H211L212 237L215 236V233H216V236H218V235H217L218 233L223 232V233H221V235L218 236V238L220 237L219 239H220V241H221V243H220V242H219V243L217 242V244H220L219 246H223V244H224L223 241L221 240L223 234L227 233V234L224 235V236L227 235L226 238L223 239V240H225V241H226V240H229L230 237H232V236H234V237H232L231 239L237 237L236 239H237L238 241H240V239L246 241V240L243 239V238L246 236V233L249 231L248 234H247V236L245 237L246 239H248V240L246 241V242H248V243H245V242L241 241V242H243V244L241 243L242 246H243V248H244V249L246 248V249L244 250V249H242V248H239V247L241 246V244H240L239 246H237V242H236V244H235V242H233L232 240H230V241H232L231 244L233 243L232 245L229 244L230 247H233V245H235V246H237L240 250H239L238 248H236V249L234 250V249H233L234 247H233V248L229 249V252H230V250L234 251V253H237L236 250L239 251L240 253L243 252V253L246 255V256H244V259L247 257V253H248V252L251 253V254L248 255V256H249V257L251 256L253 261L250 260L251 262H249V261L245 260V262H244L243 264H245L246 262H249V263H251V264L254 262V264H255L256 261L258 262V263L256 262V264H259V262H260V264H261V263L264 264V257H263V255H264V254H263V253H264V252H263V251H264V240H263V239H264V222H263V221H264V210H263V209H264V202H262V201H264V192L261 193V191H263L262 189H264V187H263V186H264V185H263V184H264V182H263V181H264V178H263V177H264V174H263V173H264V165L262 166V164H264V163H263V162H264V0H257L256 2H255V0H248V2H247L246 0H242V1H244V2H242L241 0H240V1H239V0H236L238 4H239V2H240L241 6H243V4H244V6H245L246 3H247V4L249 3L248 6L250 5V7H240L241 10H242V8H244V9H243L244 11H243V10H242V11L240 10V12H241L242 14L244 13L245 15L247 14L246 17H245L244 14H243V16H242V19H243L244 21H242V19H241L240 22L238 21V22H239V24H238V25H239V30H241V29H240V26H241V28H242V31H239L240 33H238V30H237L238 26L236 25V23H234L235 21L232 22V23H231V22L227 23L228 21H224V22L222 21V23H224V24H223L224 26H223V25L220 26V25L216 24V22L214 23L212 19L208 20L209 16H208V18L206 19L207 15H208V14L206 15L207 12H204V13L200 14L202 17H203L204 15H206V17H204V19H202V17L200 16L201 19L198 20V18H200V17H199V13H197L196 11H198V12L201 11L205 6H211V5H212V6H217V5H219L218 0H179L180 3L178 2V0H174V1H173V0H169L168 3H167L166 0H163V1L160 0L161 3L164 2V4H169L168 7H169L170 9H173V8H174L173 10H171L173 13L169 12L170 10L168 11V7H167V6H165V5H164L165 7H164V6H161V5H160L161 3H159ZM181 1H182V2H181ZM183 1H186V2L183 3ZM236 1H233V2H236ZM245 1H246V2H245ZM90 2H92V0H91V1L89 0L87 3H90ZM93 2L91 3L93 6H91V4H87V3H86V4H87L88 6L90 5L91 7H96L97 5L94 6L95 4H94ZM123 2H124V6L121 7L120 5H123ZM127 2H129L128 5H125ZM139 2H140V3H139ZM165 2H166V3H165ZM215 2H216L217 4H216ZM224 2H225V4L228 5V7H229V6H230V7H231V6L233 7V6H234L233 4L237 5L236 3H232L230 0H226V1H224ZM138 3H139V4H138ZM148 3H149V4H148ZM170 3H171V6H172L173 8L170 7ZM178 3H179V5H178ZM140 4L143 5V6H140ZM150 4H151V5H150ZM158 4H159L161 7H160V6H157ZM162 4H163V3H162ZM173 4H174V5H173ZM185 4H187V5H186L187 7L185 6ZM222 4H223V3H222ZM108 5H109V7H108ZM145 5H146V6H145ZM176 5H178V7H176ZM182 5H183V7H180V6H182ZM103 6H102V7H103ZM147 6H148V7H147ZM98 7H96V8H98ZM112 7H111V9H112ZM116 7H117L118 9H117ZM119 7H120V9H119ZM135 7H134V8H135ZM159 7L162 8V9H160ZM166 7H167V8H166ZM184 7H185V9H184ZM103 8L105 9V7H103ZM103 8H102V9H103ZM142 8H143V9H142ZM152 8H153V10H152ZM163 8H164V9H167V10L164 11ZM181 8H183L184 11H187V13L190 12V9L192 8V10H191L192 13H191V14L194 15V16H193V17L195 18L194 21L196 20V22H194L195 24H194L193 22L190 23V20H191L192 18H191L189 21L186 20L188 16H189V17H192V15L190 16L189 13L187 14L186 12H185V14H186L187 16L184 18V20H186V21H184V20L182 21V18H181V15H180L181 12H179ZM102 9L100 8V10H102ZM111 9H110V10H111ZM116 9H117V10H116ZM130 9H131V10H130ZM188 9H189V11H188ZM114 10H115V11H114ZM143 10H145V11H144L145 13L143 12ZM154 10H155V12H153ZM181 10H182V9H181ZM113 11H114V13H113ZM160 11H161V13H160ZM167 11H168L170 14H172V15H166V14H167V13H166ZM184 11H182V12H184ZM100 12H101V11H100ZM102 12H101V13H102ZM121 12H122V10H121ZM121 12H120V13H121ZM178 12H179L180 14H179ZM112 13H113V14H112ZM120 13H119L118 15H120ZM126 13L129 14L127 11H126ZM138 13H139V12H138ZM143 13L146 14L147 19H146V16H145ZM152 13H154V14H156V15H154V14L152 15ZM162 13H163V14H162ZM169 13H168V14H169ZM123 14H124V13H123ZM123 14H121V17H122ZM127 14H125L123 17H126ZM130 14L132 15V13H130ZM130 14H129V15H130ZM147 14H149V15H147ZM160 14L162 15L161 18H160ZM183 14H184V13H183ZM131 15H130V16H131ZM143 15H144L145 17H144ZM178 15H180V17H179ZM127 16H128V15H127ZM130 16H128V17L131 19ZM155 16H156L157 19L159 18L160 20H157V19L155 18ZM158 16H159V17H158ZM163 16H164V17H163ZM165 16H170V17H167V18H166ZM171 16H172V17H171ZM174 16H175V17H174ZM102 17H103V16L101 15L100 19H101ZM114 17H115V16H114ZM114 17H113V18H114ZM116 17H118V16L116 15ZM119 17H120V16H119ZM121 17H120V18H121ZM123 17H122L121 19H123ZM133 17H134V15H132V18H133ZM135 17H134V19H135ZM142 17H143V18H142ZM162 17H163V18H162ZM178 17L180 18L181 21L179 20ZM182 17H184V16L182 15ZM189 17H188V18H189ZM243 17H244V18H243ZM113 18H112V19H113ZM120 18H119V19H120ZM129 18L126 17V18L124 19V21L122 20V22H121V21H117V19L114 18L113 21L110 20V22H109L110 24L108 23V27H110V25H111V21H112V22H114V25H115V26L118 25V27H119L118 30H120V29L123 30L124 27H127L126 25H127V23H128V25H129V26L127 27V28L129 29V30H127V31H128V39H129L132 35H133L134 38H136L139 34H138V32H137V36H136V34L133 33V29L131 28L132 26L130 25L131 23H134V22H133L134 19H133V20L131 19L132 22H130V21H129ZM144 18H145V19H144ZM164 18H165V19H164ZM170 18H171V20H172V18H173L172 21H173L174 23L170 20ZM100 19H99V20H100ZM103 19H101V20H103ZM115 19H116V21H115ZM119 19H118V20H119ZM126 19H127L130 23H129V22H126ZM150 19H151V21H154V23L156 22V23H158V24L156 25V23H155V25H153L154 23L151 22ZM166 19H167V20H166ZM205 19H206V21H205ZM99 20L96 21L97 23L94 22V21H88V23H90V24L87 23V20H86V22H83L84 24H88V26L90 25V26H89L90 28H89L88 26L86 27L84 24H83V25H84V26H83L81 23H79V21H77V22H75V23H79V25H81V26H83L84 28H86L87 31H86V33H83V34H85V35H86L87 33L89 34V30H93V31H91V33L93 34L94 38L97 39V40L99 39L98 41H101V39H103V38H109V36L106 37V35H104V34H105L106 32L109 33V30H110V32H111V31L114 30L115 28H114V29L112 28V27L114 26V25L112 24L113 26L111 27V29H110V28L108 29V27H106V26H107V23H105L104 20H103V21H99ZM146 20H147V22H146ZM162 20H164V21H162ZM176 20H177V21H176ZM197 20H198V22H200V20H201V21H204V22H202L203 27L201 26L202 29H203V33H202V30L200 31V26H199V25H201V23H198ZM207 20H208V21H207ZM135 21H136V20H135ZM165 21H166V22H165ZM167 21H168V23H167ZM170 21H171V22H170ZM178 21L180 22L181 25L178 23ZM210 21H211V22H210ZM230 21H231V20H230ZM51 22H53V21H51ZM67 22H68V21H67ZM72 22H73V21H69V23H72ZM81 22H82V21H81ZM98 22H99V23H98ZM115 22H117V23H115ZM124 22H126V23L124 24ZM176 22H177V24H179L180 27L176 25ZM184 22H186L187 25H186ZM225 22L227 23V25H225V24H226ZM236 22H237V21H236ZM95 23H96V25L99 24V26H97L98 29L95 28V26H96V25H94ZM100 23H103L102 25H105V24H106L105 26H103V27H106V28L108 29V30H107V29L105 28V30H106L105 33H104L105 30L101 31V30L104 29V28H103L102 26H101L102 28L100 27V25H101ZM104 23H105V24H104ZM141 23H140V24H141ZM164 23H165V24H164ZM166 23H167V24H166ZM169 23H170V24H169ZM188 23H190L189 25H190L191 27L188 25ZM196 23H197V24H196ZM209 23H210V24H209ZM211 23H212V24H211ZM219 23H221V22L219 21ZM233 23H234V24H233ZM121 24H124L125 26L123 25V26H124V27H123ZM135 24H137V21L135 22ZM138 24H139V23H138ZM151 24H152V25H151ZM160 24H161V25H160ZM168 24H169V25H172V24H175V25H176V26H175V28H176V31H175L176 34H174V32L171 31V30H173L172 28H173L174 26H171V28H170V31H171V32L169 31L170 33H169V32H166L167 29H168V28L166 27V25H168ZM182 24H183V25H182ZM192 24H194L195 27H194V25L192 26ZM207 24H208V25H207ZM132 25H134V24H132ZM184 25L187 26V28H185ZM210 25L212 26V28L215 27L216 25L219 26V29L221 28V29H220V32L218 33L219 30H218L217 27H215V28H217V34H218V35L216 34L215 31H211V30H209ZM213 25H214V26H213ZM77 26H78V25H77ZM115 26H114V27H115ZM120 26H122V28H121ZM153 26L156 27V29H155V27H154V29L157 30V31H153V30H154V29H152ZM181 26L185 28V32H184V28H182V30H181ZM83 27H79V28L82 29ZM157 27H158V28H157ZM165 27H166V28H165ZM196 27H198L199 32H200L199 34H201V35L204 34V32H206V31H210L209 33H211V32H215V33H211L210 35H209V33H208V35H209L208 37L211 39L210 42H209V44H207V43H208L207 41H206V43H205L204 45L202 44V42L199 43L200 40H201L202 38H203L204 40H205V39L207 40V39H209V38H207V36H206V35H207V34H206L207 32L205 33L206 35H203V36H205V37H201V38H200L199 34L196 32V29H194L195 31L192 30L193 28H196ZM224 27H225V28H224ZM236 27H237V28H236ZM87 28H89V29H87ZM116 28H117V26H116ZM147 28H146V29H147ZM164 28H165V29H164ZM179 28H180V30H181L182 33H181V32L178 33V30H177V29H179ZM188 28H190V29L188 30ZM210 28H211V27H210ZM215 28H213L212 30H214ZM99 29H100V31H99ZM130 29H132V30L130 31ZM158 29H159V32H160V31L162 32V31L164 30L163 33H161V35L164 34V33H166L165 36H164L163 38H162L160 35L158 36L157 33H154V32H158ZM161 29H163V30H161ZM204 29H207V30L204 31ZM222 29H225V30L227 31V32H226V33H227L226 36H225V34L221 31ZM84 30H85V29H84ZM96 30L99 31L98 33H100V32L103 33V34H102V33H101V34H98V33H97L99 36H100V35L103 36V38H99V36L97 37V34H96L97 31H96ZM115 30L117 31V29H115ZM115 30H114V31H115ZM122 30H121L120 32H122ZM165 30H166V31H165ZM180 30H179V31H180ZM187 30H188V31H187ZM190 30H191V31H190ZM215 30H216V29H215ZM94 31H95V33H94ZM192 31H194L193 33H197V34H198V36H197V35L194 36L195 34L192 35V36L195 38V40H196V38L198 37L197 39L199 40V42L197 41V43L199 44V46H200V44H202V45L200 46V48H201V49H204V52H205L206 48L208 47V45H209V46H210V45H211V46H216V49H215V48H211V50H210V51L212 52L213 56H212L211 52H210V53L205 52L206 54L211 55V57H209V55H208V57H207V56L205 55L204 52H203V54H202L201 52H200V54L198 53L197 49H199V51H200L201 49L198 48V47H199L198 45H196V43H195L196 41L190 40V39H191V37H190V36H191L190 32L192 33ZM82 32H83V29H82ZM125 32H126V31H125ZM125 32H124V33H125ZM131 32H132L133 34H132ZM134 32H135V31H134ZM186 32H187V33H186ZM188 32H189V34H188ZM224 32H225V31H224ZM79 33H81V32H79ZM79 33H78V34H79ZM111 33H112V35H114L113 32H111ZM117 33H119V31H117V32L115 33V35L113 36L114 39L116 38V36H117L116 34H117ZM129 33H130V34H129ZM167 33H169L170 35H171V33H172L171 36H174L176 39L173 37L172 39L169 40L168 38H170V37H168L169 34H167ZM177 33H178V34H177ZM220 33H222V34H220ZM67 34H68V33H67ZM78 34H75V35H78ZM88 34H87V37H88ZM92 34H89V35L92 36ZM119 34H120V36H118L119 38H118V37H117V38L119 39V42H120V43H119V42H116V43H118V44H116L115 42H114V43L112 42L113 44H116V45H113L114 47L111 46V45H109V46L107 45V43L109 44V42H111V41H109V39H108L109 42H107V41H103V40H102V41L99 42V43H97L96 40H95V42H94L92 39H89V40H90V41L92 40V45L95 46V47H96V45H94L95 43H96V44H100V46L97 45V47L99 46V48H100L101 46H102V48H103L104 45H102L101 43H102V42H105V43H103V44H105V46H106V48H107V50H108V52H109V51H111V50H110V46L113 47V48L115 49V47H117L119 44H122V43L124 44V42H125L127 36H126V35L124 36L123 33H122V34L119 33ZM125 34H127V32H126ZM131 34H132V35H131ZM134 34H135V35H134ZM159 34H160V33H159ZM173 34H174V35H173ZM182 34H183V35H182ZM184 34H186V36H185ZM187 34H188V36L190 35V36H189L190 39H189V37L187 36ZM70 35H71V33H70ZM70 35H68V37H69ZM79 35H80L79 37H82V38L84 39V41H82L83 39H81V40L78 39V41L80 40V41L83 42V43L88 41L87 38H86V36H84V35L81 36V34H79ZM107 35H110V34H107ZM122 35H123V36H122ZM149 35H150V36H149ZM180 35H182V36H180ZM211 35H212V36H211ZM219 35H221V36H219ZM222 35H223V36H222ZM71 36H72V35H71ZM71 36H70V37H71ZM104 36H105V37H104ZM121 36H122V41H123V42H122L121 39H120ZM176 36H177V37H176ZM216 36H217V38H216ZM74 37H76V36H74ZM77 37H78V36H77ZM77 37H76V39H77ZM79 37H78V38H79ZM111 37H112V36H111ZM124 37H125V38H124ZM153 37H154V38L156 37V38L153 39ZM181 37H182V38H181ZM184 37H185V38H184ZM187 37H188V40H186ZM193 37H192V38H193ZM213 37H214L215 39H218L219 37L222 38V39L219 38L218 41H214L215 39H214ZM90 38H92V37H90ZM94 38H93V39H94ZM117 38H116V39H117ZM131 38H132V37H131ZM134 38H133V39H134ZM138 38H139V39H138ZM138 38H136V40H137V43H138V40H140V43H138V44H140L139 46H138V45H135V44H136L135 39L133 40V41H134V46H133V47H130V46L133 45V44L130 45V42H129V45L126 46L127 43H128V39H127V41L125 42L126 44H125L124 46H125V47H128L129 50H130L131 48L134 49V50H136V49L139 47V48H138L139 50H136V52H141V49H142V48L140 49V46L142 47V45H141L142 42H141V41H144V40H146V39L143 40V38H140V36H138ZM150 38L147 39V41H149ZM165 38L168 39L169 41L166 42L167 40H165ZM199 38H200V39H199ZM212 38H213L214 40H213ZM68 39H69V38H68ZM114 39H113V40H114ZM118 39H117V40H118ZM124 39H125V40H124ZM179 39H183V40H179ZM104 40H105V39H104ZM111 40H112V39H111ZM212 40H213V41H212ZM222 40H223V41H222ZM90 41H88L89 43H88V42L86 43L87 45H86V44H84V45L81 44V45L84 46V47H85V45L88 46V44L91 45V42H90ZM129 41H131V39H130ZM147 41L144 42V43L147 44ZM154 41H155V44H154V43L152 44V42H154ZM192 41H193V42H192ZM202 41H203V40H202ZM219 41H220V42H219ZM93 42H94V43H93ZM163 42L161 41V45L163 44ZM183 42H185V43H183ZM187 42H188V43H187ZM190 42H191L192 44H191ZM214 42H215L216 44H215ZM112 43H110V44H112ZM131 43H133V42L131 41ZM144 43H143V44H144ZM181 43H182V45L184 44V47L182 46V47L180 48L179 46H181V45H180ZM193 43H194V44H193ZM203 43H204V41H203ZM212 43H213V44H212ZM217 43H218V44H217ZM78 44H79V43H78ZM123 44H122V45H123ZM149 44H148V46H150ZM185 44H186V45H185ZM188 44H190V45H188ZM206 44H207V46H205ZM161 45L158 46V48H160V47L163 48L164 44H163L162 46H161ZM165 45H166V44H165ZM168 45H169V43L167 44V46H164L163 49L160 48V49H156V50H158V53H159L158 56L161 54V52L163 53L164 51H165V52L168 51V52H167L168 55H167V54L165 55V54H164L165 52H164V53H163L164 55L161 56V57H162L163 59H165V58L167 59V58H168V60H170L169 58L174 57V55H176V53L172 52V51H175V50H174V49L172 50L171 48H175L176 46L174 47V45H173V46H171V45L168 46ZM193 45H194V46H195V45L197 46V48H196L197 53H196V51L193 49V47H194ZM107 46H108L109 48H108ZM119 46H121V45H119ZM124 46H121V47L123 48ZM136 46H138V47H136ZM146 46H147V45H146ZM146 46H144V47H146ZM151 46H150V47H151ZM157 46H156V47H157ZM185 46H186V47H185ZM188 46H189V47H188ZM196 46H195V47H196ZM202 46H205L206 48H205V47L202 48ZM211 46H210V47H211ZM97 47H96V49H97V51H99ZM144 47H143V48H144ZM150 47H149V48H150ZM170 47H171V48H170ZM177 47H176V48H177ZM104 48H105V47H104ZM106 48H105V51H106ZM118 48H119V47H118ZM135 48H136V49H135ZM147 48H148V47H147ZM149 48H148V49H149ZM168 48H170V49L172 50V51H170L171 54L173 53V54H172L173 56H171V57H167V56H170V55H171V54L169 53V50H170V49H168ZM186 48H187V49H186ZM189 48H191V49L194 51V52H193L192 50H190V51L193 52V56H192V52H191V53L188 52V51H189ZM234 48H236V49L234 50ZM96 49H94L95 51L92 49V51L96 52ZM116 49H117V48H116ZM116 49H115V51H116ZM132 49H131L130 51H134V50H132ZM144 49L147 50L146 48H144ZM144 49H143L142 52H143V53H146V52H147L148 54H146V58H148V55H150L151 53L148 52V50L145 52ZM152 49H150V50H152ZM164 49H166V50L168 49V50L166 51V50H164ZM181 49H183V50H181ZM209 49H210V48H209ZM209 49L207 48L206 51H209ZM213 49H214V51H212ZM117 50H118V49H117ZM150 50H149V51H150ZM159 50H162V51H159ZM184 50H185V51H184ZM187 50H188V51H187ZM232 50H233L234 53L231 52ZM103 51H104V49H103V50L101 49V50L98 52V54L101 53V54H99V55L102 56L103 54H106V53H107V52H106V53H103ZM105 51H104V52H105ZM112 51H113V50H112ZM186 51H187L188 54H185ZM201 51H203V50H201ZM229 51L231 52L232 55L228 53ZM176 52H177V51H176ZM183 52H185V53H183ZM155 53H153V55H154ZM169 54H170V55H169ZM194 54H197L199 58L197 57V55H194ZM201 55H202V56H201ZM220 55H217V56L219 57ZM155 56H156V57H155L154 59L157 60V61H156V64H157V62H160V60H159V58L157 59V57H158L157 54H155ZM182 56H184V57H182ZM185 56H187V57H185ZM188 56H189V57H188ZM203 56H204V57H203ZM159 57H160V56H159ZM164 57H165V58H164ZM177 57L179 58L180 56H177ZM177 57H176V58H177ZM191 57H192V58H191ZM196 57H197L198 59H197ZM212 57H213V58H212ZM151 58H152V57H151ZM151 58H149V60H150ZM190 58H191V59H190ZM220 58L222 59V57H220ZM160 59H161V58H160ZM173 59H175V57H174V58H171V60H173ZM189 59H190V61H189ZM212 59H213V60H212ZM221 59H220V60H221ZM149 60L147 59L146 61L149 62ZM158 60H159V61H158ZM171 60H170V63H169V62H167V63L162 62V61H164V60H161V62H160V63H162V65H167V64H168L167 67L164 66V67H166V68H164V67L162 68V70H163V69H166V70H165V72L167 71V72H166V75H169V74H168L169 71H170L169 73H172V71H171V70H172V67H173L174 64L176 65V63H177V61L175 62V60H174V62L172 63ZM179 60H180V58L178 59V62L181 61V60H180V61H179ZM224 60H225V59H224ZM151 61L154 63L155 60L153 61V60L151 59ZM186 61H187V60H186ZM186 61H185V63H186ZM182 62L184 63V60L181 61V64L184 65L183 67H187V63H186V64H183ZM146 63H147V62H146ZM150 63H151V62H150ZM160 63H159V64H160ZM163 63H165V64H163ZM171 63H172V65H171ZM179 64H180V63H179ZM160 65H161V64H160ZM160 65H159V66L157 65V66H158V67H156L157 70L155 69V70H156V73L154 72V74L152 75L153 77H156V78H154V80H155V79L157 80L158 77H159V80H160V79L162 80L163 77L165 78L164 71H161L162 73H161L160 71H158V68H159V70H161ZM162 65H161V66H162ZM196 65H197V66H196ZM209 65H210L211 67H210ZM168 66H171V68L169 69ZM136 67H137V66H136ZM180 67H181V66H180ZM167 68H168V70H167ZM173 68H175V67H173ZM209 68H210V71L208 70ZM217 68H218L219 70H218ZM138 69H139V67L137 68V71L139 72ZM211 69H212V70H211ZM214 69H217V70H214ZM189 70H191V72H192L191 74H192V75H191V74L189 75V73H188V72H190ZM222 70H223V71H222ZM238 70H239L240 73L243 72V73H242L243 75L240 74V75L238 76V74H239V73L237 72ZM240 70H242V71H240ZM157 71H158V72H157ZM174 71H173V73H174ZM178 71H182V68H181V70H180V68H179ZM195 71H197V72L199 71L200 73H202V74L200 75V77H201L202 75H205V77H204V76H202V77H203V79H205L204 81H205V82L207 81V82L205 83V82L203 81V79H201V80H202V82H201L199 76L196 78V76H197L196 73H197V72H195ZM220 71H221L222 74L220 73ZM209 72H210V74H209ZM230 72H235V73L237 74V76H236L235 78H233L235 75L233 76V74L230 73ZM140 73H141V72H140ZM173 73L170 74V76H166L167 79H164V78H163V80H162L164 83H165V82L168 83V84L170 83L169 85H167V86H169V87H170L171 85L173 86L174 84L177 83V82H176V81H177L176 79L173 78V80H171V79H172V78H171V77H172L171 75H173ZM193 73H194V75H193ZM200 73H199V74H200ZM227 73H228V74L230 73V74H229L230 77H229V75H228ZM235 73H234V74H235ZM144 74L147 75V73H141L142 76H141V75L139 76V73H138L136 76L139 77V78H144V77H143ZM151 74H152V73H151ZM151 74H150V75H151ZM158 74H159V75L161 74V75H160V76H155V75H158ZM163 74H164V76H162ZM187 74H188V75H187ZM211 74H212V75H211ZM213 74H214V75H213ZM218 74H219V75H218ZM231 74H232V76H231ZM150 75H147V77L150 76ZM207 75H210V77H208ZM223 75H224V79H225V80L222 78ZM227 75H228V76H227ZM144 76H145V75H144ZM152 76H150V77H152ZM191 76H192L193 78L195 77L196 80L194 81V80H192V78L190 79ZM216 76L219 78V80H220L221 83H218L219 80L217 79ZM240 76H243L242 80L240 79ZM160 77H162V78H160ZM168 77H170V78H171L170 80L173 81V82H174V80H176L175 83H173V82H171L170 80H168ZM179 77H180V78H179ZM207 77H208V78H207ZM231 77H232V79H231ZM145 78H146V76H145ZM184 78H185V79H184ZM188 78H189V79H188ZM211 78H212V79H211ZM214 78H215V79H214ZM198 79H199V81H198ZM209 79H210V80H209ZM216 79H217V82L214 81V80H216ZM221 79H223L224 81H222ZM183 80H184V82H183ZM188 80H189V81H188ZM190 80H191V81H194V82H196V83L194 84V83L191 82ZM211 80H212L213 82H211ZM234 80L237 81V82H235ZM238 80H239V81H238ZM240 80H241V83H240ZM157 81H158V80H157ZM157 81H155V82H157ZM167 81H169V82H167ZM231 81H234V82H231ZM158 82L161 83V84H164V83L161 82V81H158ZM187 82H186V83H187ZM199 82H200V83H199ZM208 82H209V83H208ZM222 82H224V83H222ZM230 82H231V83H230ZM153 83H154V82H153ZM159 83H158V84H159ZM166 83H165V85H166ZM172 83H173V84H172ZM235 83H237L238 85H235ZM150 84H152V83H150ZM161 84H160V85H161ZM192 84H193V85H192ZM206 84H207L208 86H207ZM209 84H211V85H209ZM218 84H219V85L221 84V85L219 86ZM224 84H225V86H226L227 88H226V87H221V86H224ZM242 85H243V86H242ZM179 86H180V87H179ZM199 86H200V85H199ZM217 86H218V87H217ZM234 86H235V88H233ZM245 86H246V87H245ZM252 86H253V87L255 86V87H254L255 89L257 88V92H256V90L253 88V89H254L253 91L256 92V95H257L256 97H255L254 95H252V94H255V92H252L251 95H250V93H249V90H250V92H251V90H252V89H249V88H250V87L252 88ZM175 87H176V86H175ZM207 87H209V88H207ZM219 87H220L222 90H221ZM240 87L242 88L241 90H240ZM248 87H249V88H248ZM223 88H224V90H223ZM246 88H248V89H246ZM190 89H191V90H190ZM218 89H219L220 91H222L220 94H218V93H219V90H218ZM225 89H226V90H225ZM182 91H183V92H182ZM212 91H216L217 93H216V92L213 93ZM223 92L229 93V94H231V95L228 94L227 96L224 97V94H226V93H223ZM212 93H213V94H212ZM188 94H189V95H188ZM209 94H210V93H209ZM214 94H215V95H214ZM211 95H210V96H211ZM246 96H245V98H246ZM190 98H191V99H190ZM210 98L212 99V97H210ZM221 98H222V97H221ZM211 99H209V101H210ZM234 99H236V100H234ZM237 99H238V100H237ZM254 99H256V101H254ZM213 100H211L210 102H213ZM244 100H246V103H249V104H246ZM248 100H251V101H248ZM190 101H194V102H196V103L194 104V102H192V105H190V104H191ZM209 101H208V103H209ZM238 101H239V102H238ZM228 102H229V103H228ZM236 102H237V104H236ZM243 102H244V103H243ZM251 102H252V103H251ZM254 102H256V103H254ZM189 103H190V104H189ZM238 103H239V104H238ZM215 104H217V105H215ZM229 104H230V105H229ZM233 104H234V105H233ZM240 104H241V105H240ZM214 105H215V106H214ZM235 105H236V106H235ZM179 106H178V107H179ZM218 106H219V107H218ZM220 106H222V107L224 106V107H225V108H222V109H225L224 112H222V109H220V108H221ZM233 106H234V107H233ZM237 106H238L240 109H239ZM214 107H216V109L219 108L221 111H220V110H216V109H214ZM229 107H230V109H229ZM235 107H237V108H235ZM193 108H194V109H193ZM210 108H212L211 110H213V109H214V110L211 112V111H209ZM226 108H227V109H226ZM192 109L194 110L193 113H196V114L194 115V117L197 115L194 119H192L193 116L190 115V114L192 113V112H191ZM195 109H196V110H195ZM234 109H235V110H234ZM178 110H182V108H178ZM193 110H192V111H193ZM205 110H206V111H205ZM207 110H208V113L210 114V116L208 115V113H205V112H207ZM226 110H227V111H226ZM232 110H233V111H232ZM236 110H237V111H236ZM185 111H186V112H185ZM196 111H197V112H196ZM214 111H216V112H218L219 114H221V116L218 114L219 117H222L223 119L226 118L227 122H226L225 120L223 121L222 118H220L221 121H218L219 119H216L217 116H215V115H217V114H216V112H215V115H214ZM219 111H220V112H219ZM229 111H230L231 113H230ZM226 112H227V115H228V116L225 115ZM233 112L236 113V114H234ZM251 112H252V113H251ZM193 113H192V114H193ZM211 113H212V114H211ZM232 113H233V115H232ZM222 114H224L226 117L224 118V117H223L224 115H222ZM244 114H246L245 117H244ZM248 114L251 115L252 117L249 116ZM180 115H181V114H180ZM205 115H207V117H206ZM211 115H213V117H211ZM253 115H254V116H253ZM248 116H249V119H248ZM204 117H205V119H206L205 121H209V120H210L209 123H208V122H205L204 119H202V118H204ZM210 117H211V118H210ZM219 117H218V118H219ZM255 117H256V118H255ZM207 118H208V120H207ZM243 118H244V119H243ZM190 119H191L192 122L189 121ZM195 119H196V122H195ZM201 119H202V120H201ZM213 119H214V120H213ZM215 119H216V120H215ZM193 120H194V122H193ZM212 120H213V121H212ZM250 120L253 121V122H255V123L250 122L251 125H252V124H256V125H255V126L252 125V127H251L250 124H248V122H249ZM222 121H223V122H222ZM245 121H248V122L246 123ZM229 122H230V123H229ZM244 122H245V124H247V126H250V127H248V128H250V129L247 128V126L244 124ZM256 122H257V123H256ZM226 123H227V126H226ZM232 123H235V124H232ZM185 124H187V125H185ZM224 124H225V125H224ZM229 124H230V125H229ZM232 125H233V126H232ZM192 126H194V125L191 124V126L187 127L186 129L182 126V127H183V128H182V129H183L182 131H183V132L186 131V130H187V132H188V130L190 131V127L193 128ZM245 126H246V127H245ZM195 127H194V128H195ZM229 127H230V128H229ZM231 127H232V129H231ZM240 127H241V129H240ZM188 128H189V129H188ZM227 128H228V129H227ZM246 128H247L248 130H247ZM252 128H255V130L252 129ZM180 129H181V128H180ZM202 129H203V130H202ZM209 129H210V130H209ZM251 129H252V130H251ZM201 130H202V131H201ZM224 130H228V133H227V131L224 132ZM250 130H251L252 133L250 132ZM180 131H181V130H180ZM195 131H194V132H195ZM246 131H247V132H246ZM253 131H254V133H253ZM209 132H208V133H209ZM223 132H224V133H223ZM249 132H250V133H249ZM189 133H190V132H189ZM225 133H226V134H225ZM230 133H231V134H230ZM242 133H243V134H242ZM215 134H218V136H220V134H222V135H221V136H222V137H221V140L218 141V139H220V138H218L217 141L214 142V140H216V138H215ZM223 134H224V135H223ZM227 134H228V135H227ZM249 134H250V135H249ZM254 134H255L254 138H253V137H250L251 135H254ZM236 135H237V136H236ZM243 135H244L245 137H244ZM211 136H213V137H211ZM223 136H224V137H223ZM229 136H230V137H229ZM233 136H234V137H233ZM225 137H226V138H225ZM227 137L229 138V140H227V139H228ZM239 137H242V138H239ZM214 138H215V139H214ZM230 138H231V139H230ZM238 138H239V139H238ZM243 138H244V139H243ZM251 138H253V139H251ZM255 138H256V139H255ZM236 139H237V140H240V139H241V140L244 141V142H241V140H240V141L238 142L240 145H238V144H236V142H237ZM192 140H193V139H192ZM197 140H196V141H197ZM233 140H235L236 142H234ZM249 140H250V141H249ZM221 141H223V142H221ZM228 141H230V142H229V145H230V146L228 145ZM232 141H233V142H232ZM253 141H254V143H253ZM217 142H218V145H217ZM224 142H225V143H224ZM226 142H227V144H226ZM262 142H263V143H262ZM212 143H213V145L216 143V146H217V147L214 145V146H215V148H214L213 145H212ZM231 143H232V144H231ZM241 143H242V145H241ZM250 143H251V144L253 143V144L250 145ZM189 144H188V145H189ZM221 144H222V145H221ZM233 144H235V146H234ZM246 144H247V145H246ZM199 145H200V146H199ZM219 145H220V146H219ZM223 145H224V146H223ZM226 145H228V146H226ZM232 145H233L234 147H232ZM244 145H245V148H244ZM254 145H255V146H254ZM189 146H190V145H189ZM195 146H196V148H195ZM211 146H212V147H211ZM237 146H238L239 148H238ZM241 146H242L243 148H241ZM253 146H254V147H253ZM200 147H202V148L204 147V148H203V149H202V148L200 149ZM205 147H206V148H205ZM251 147H252V148H251ZM256 147H258V148H256ZM259 147H260V148H259ZM181 148H183V147H181ZM190 148H191V146H190ZM226 148H227V149H226ZM232 148H234V149H232ZM235 148H236V150H235ZM205 149H207V150H205ZM212 149H213V150H212ZM237 149H240L241 151H243L242 154H240L241 151H240V150L238 151ZM243 149H244V150H243ZM246 149H247V150H246ZM254 149H255V150H254ZM181 150H182V149H181ZM194 150H192V151H194ZM196 150H195V151H196ZM201 150H202V151H201ZM204 150H205V151H204ZM252 150H254L253 153H252ZM182 151H183V150H182ZM182 151L180 152V155H181V154H182V155L184 154V152L182 153ZM233 151H234V152H233ZM199 152H198V154H199ZM245 152H247V153H245ZM248 152H249V153H248ZM254 152H255V154H254ZM257 152H258V155H257ZM196 153H197V151H196ZM196 153L194 154V152H193V154H194L195 156L192 154L191 157H196V156L200 157V156H201V154H199V155H200V156H199V155L196 154ZM207 153H208V154H207ZM238 153H236V154H238ZM244 153H245V154H244ZM250 153H251V154H250ZM212 154H214V155H212ZM248 154L250 155V159H252V160L248 159V157H247V156H249ZM239 155H237V158H240ZM262 155H263V156H262ZM183 156H184V155H183ZM252 156H253L255 159H254ZM257 156H258V157H257ZM181 157H182V156H181ZM203 157H204V156H203ZM231 157H232V158H231ZM201 158H202V156H201ZM201 158L198 159L197 161H200L201 163H206V162H205L206 159H205V161L202 162V160H203L204 158H203V159H201ZM213 158H214V159H213ZM194 159H195V158H193V160H194ZM196 159H197V158H196ZM232 159L235 160V161H234V162H231ZM257 160H260V161L257 162ZM194 161H195V160H194ZM252 161H253V162H252ZM229 162H231V163H229ZM235 162H236V163H235ZM254 162H255V163H254ZM252 163H253V164H252ZM231 164H232V165H231ZM241 164H242V165H241ZM243 164H244L246 167H244ZM247 164H248V165H247ZM256 164H257L258 166H257ZM260 164H261V165H260ZM228 165H229V167H230V165H231L232 170L229 169L230 171H228V169H227V168H229ZM233 165H236V167H238V168L236 169L235 166L233 167ZM238 165H240V166H238ZM248 166H249L250 168H249ZM253 166H254V167H253ZM255 166L259 167V169H258V170L255 169V168H256ZM190 167H191V166H190ZM231 167H230V168H231ZM241 167H242V169H244V170H242L243 173H242V171L240 170ZM261 167H263V168H261ZM202 168H203V169H202ZM206 168H207V167H206ZM216 168H217V169L219 168V171H221V168H223V170H224V168H225V171H221V172H219L220 174H218V170H216V171L214 172V170H215ZM234 168H235V169H234ZM253 168H254V169H253ZM260 168H261V171H263V172H260ZM226 169H227V171H226ZM238 169L240 170V172H238ZM245 169H247L248 171L245 170ZM250 169H251V170H250ZM185 170H184V172H185ZM235 170H236V171H235ZM252 170H253V171H252ZM194 171H195V170H194ZM250 171H251V172H250ZM257 171H258V172H257ZM216 172H217V173H216ZM222 172H224V174H225L226 176H223V175L221 174ZM244 172H245V175H244ZM252 172H253V173H252ZM193 173H194V172H193ZM203 173H204V172H202V174H203ZM212 173H216V174L210 175V174H212ZM226 173H227V174H226ZM237 173H238V175H237ZM250 173H252L251 176L249 175ZM241 174H243V175H242V176H244L243 178L241 177ZM259 174H260V177L263 175L262 179L259 177ZM195 175H194V176H195ZM232 175H234V176L232 177ZM248 175H249L250 177H249ZM253 175L255 176L254 178H253ZM220 176H221V177H220ZM246 176H247V177H246ZM212 177H211V178H212ZM222 177H224V178H222ZM227 177H228V178H227ZM236 177H237V178L240 177V178L237 179V180H238V181H237V184H236L235 182L230 181V180L236 181V180L234 179V178H236ZM248 177H249L250 179L253 178V180H255L256 182L258 181V182L255 183V181H254V183H253V182H252L253 180H249ZM256 177H257L258 179H257ZM217 178H218V179H217ZM232 178H233V179H232ZM259 178H260L261 180H259ZM208 179L210 180V177H209ZM220 179H221V180H220ZM222 179L225 180V183H227V181L232 182V183L229 184V188H228V189H226V186L224 185V183H222ZM228 179H229V180H228ZM240 179H241V180H240ZM256 179H257V180H256ZM193 180H190V181H193ZM195 180H196V181H195ZM209 180H207V182H206V184H208V185H209V183H208ZM224 180H223V181H224ZM244 180H246V183H248V184H245ZM248 180H249L250 182H249ZM203 181H206V180L203 179ZM241 181H242V182H241ZM259 181H260V182L262 181L263 184L260 183ZM209 182H210V181H209ZM238 182H239V183H238ZM240 182H241V184H240ZM243 182H244V183H243ZM202 183H203V182H202ZM202 183H200V184L202 185ZM211 183H212V182H211ZM220 183H221V184H220ZM228 183H229V182H228ZM259 183L261 184V186H260ZM251 184H252V186H251ZM256 184H258V186H257ZM201 185H200V187H201ZM215 185H216V186H215ZM218 185H219V186H218ZM235 185H236V186H235ZM239 185H240V186H239ZM255 185H256L257 187H255ZM212 186H215V188L212 187ZM241 186H242V188H243L244 191H245L246 189H248V191L246 190V191H245L246 193H245L244 191H242ZM248 186H249L250 188H249ZM236 187H238V188L240 187L241 190H239L238 188L236 189ZM253 187H254L255 189H257L258 191H257V190L255 191V189L252 190ZM213 188H214V189H213ZM258 188H259V189H258ZM225 190H226V191H225ZM227 190H228V191H227ZM240 191H241V192H240ZM250 191H251V192H250ZM252 191H253V194H254V191L256 192V193L254 194L255 197H254V199H253V197H252V199H251V198L249 199L248 195H250V197H251V196H252ZM248 192H250L251 194H250V193L247 194ZM258 192L260 193L261 196L258 194ZM223 193H222V194H223ZM228 193H229V192H228ZM241 193L243 194V195H242L243 197H241L242 200L239 199V198H240L239 195H241ZM244 193L247 194V195H246L247 197L244 195ZM237 195L239 196V198L237 197ZM257 195H258V197H257ZM262 196H263V197H262ZM219 197H220L221 199H223V200H221ZM228 197H229V198H228ZM235 197L238 199V201L240 200L241 202L239 201V203H238V201H236L237 199H234ZM216 198H217V200H216ZM218 198H219L220 200H218ZM246 198H247L248 200H247ZM260 198H261V199H260ZM244 199H245V202L243 203V200H244ZM229 200H230V201H229ZM249 200H250V202H251V200H255V201H252V202L250 203ZM258 200H259V201H258ZM261 200H262V201H261ZM247 201H248V202H247ZM220 202H222V203H221L222 205L220 204ZM227 202H228V203H227ZM236 202H237L238 204H237ZM230 203H231V202H230ZM241 203L244 204V205H245V203H246L247 206H248V205L251 206V204H254L255 209H253L254 206H251V209H249L250 207H247V209H249V210H246V209H245V208H246V205L244 206V205H242ZM249 203H250V204H249ZM261 203H263V206H262ZM236 204H237V205H241V206H243V207H241V206H237ZM255 204H256V205H255ZM213 205H215V204H213ZM216 205H215V207H216ZM256 206H257L258 210H257ZM259 206H260V208H259ZM0 207H1V203H0ZM227 207H228V208H227ZM230 207H232V209L229 210ZM240 207H241L242 209H241ZM244 207H245V208H244ZM243 208L245 209L244 212H242V210H244ZM262 208H263V209H262ZM238 209H240V211H239L240 213H238ZM259 209H260V210H259ZM253 210H254V212H253ZM255 210H256V211H255ZM233 211H234V212H233ZM257 212H258V213H257ZM260 212H262V213L260 214ZM236 213H237V214H236ZM243 213H244V215H243ZM213 214H215V213L213 212ZM6 215H7V216H4V215H3V216H4L5 218L7 217L6 219H8V220H6L4 217L2 218V220L5 219L4 221H9V222L12 220V222H10V223H9V222H6V223L4 222V223H5V224L8 223L7 225H9V224L12 223L11 225H13V227H14V222H13V221H14V217H13V218L11 217V219H10V216H9L8 214H6ZM218 215H219V217H218ZM227 215L230 216V217H228ZM12 216H13V214H12ZM181 216L183 217V218H181V219H186V217L184 218V216H183L182 213H181ZM252 216H253V217H252ZM214 217H213V215H212V218H214ZM243 217H244V218H243ZM246 217H247V218H246ZM9 219H10V220H9ZM192 219H193V218H192ZM194 219H196V217H195ZM194 219H193V221H194ZM188 220H189V219H188ZM208 220H209L210 223H211V227L216 226V225H214V223L211 222L210 218H208ZM213 220H212V221H213ZM224 220H228L229 223L231 222L230 225H226V222H228V221H224ZM249 220H250V221H249ZM256 220H257V221H256ZM193 221H192V222H193ZM195 221H196V220H195ZM195 221H194V222H195ZM229 223H228V224H229ZM186 224H188V223H186ZM186 224H185V225H186ZM190 224H191V223H189V225H186V227H185V225H184V226H182L183 228H182V227H181V228L184 229V228H188V227L191 228V227H192L191 231H195V229H196V230L200 229L199 227L195 226V224H192L193 226H190ZM208 224H209V223H208ZM212 224H213V226H212ZM197 225H198V224H197ZM225 225H226V227H225ZM233 226H234V227H233ZM193 227H194V228H193ZM203 227H204V226H203ZM5 228L8 229L7 227H5ZM9 228L12 229L11 227H9ZM10 229L8 230V234H9V231H13V230H10ZM188 229H189V228H188ZM205 229H206V228H205ZM222 229L225 230V231H222ZM244 229H245V230H244ZM200 230H203L202 227H201ZM208 230H209V229H208ZM229 230H230V231H229ZM233 230H236V231L233 232ZM239 230H240V231H239ZM242 230H243V232H242ZM250 231H251V232H250ZM13 232H14V231H13ZM13 232H12V233L10 232V233H11V234H15V233H16V232H14V233H13ZM214 232H215V233H214ZM228 232H229V233L232 232V234H228ZM245 232H246V233H245ZM261 232H262V233H261ZM250 233H251V234H250ZM11 234H10V235H11ZM261 234H262V235H261ZM10 235H9V237H10ZM229 235H232V236H229ZM14 236H15V235H13L12 237H14ZM224 236H223V238H224ZM235 236H236V237H235ZM248 236H251V237H248ZM12 237H10V238H12ZM212 237H211V238H212ZM213 238H214V237H213ZM216 238H217V237H215V239H216ZM228 238H229V239H228ZM258 238H259V239H258ZM12 239H13V238H12ZM215 239H214V240H215ZM219 239H217V240H219ZM236 239H234V240L236 241ZM250 239H251V241H250ZM260 239H261V241H260ZM211 240H212V239H211ZM211 240H210V239H207L208 243H209ZM212 241H213V240H212ZM225 241H224V242H225ZM230 241H226L225 243H227V242L229 243ZM249 241H250V243H249ZM255 241H256L258 244H257ZM252 242H253V243H252ZM208 243H207V245H208ZM210 243H212V242H210ZM213 243H214V247H213V244H212V245L210 244V246L208 245L209 248H211V249H208L209 251H211L210 254H209V253H208V254H209V255H212L211 253L213 252L214 255H212L211 258H212V257H213V258H214V257H216V258L219 257V259H213V258H212V262H211V264H214V263H215V264H224V263L226 264L227 261L224 262V263H222V261H221V260H223V259L226 258V257H225V258H222V259H221V257H223V255L221 254L222 252H220V251H221V247L219 248L220 250H218L217 248H218L219 246H218V245H217V247L215 246V245H216V240H215V242H213ZM244 243H245L246 246L244 245ZM221 244H222V245H221ZM252 244L254 245V247L251 246ZM226 245H227V244H226ZM226 245H224V248L222 247L223 250H225ZM248 245H249V246H248ZM230 247L227 245V248H230ZM262 247H263V248H262ZM212 248H213V249H212ZM227 248H226V250H227ZM247 248H248V249H247ZM250 248H251V249H250ZM258 248H259V249H258ZM260 248H261V249H260ZM176 249L178 250V247H177ZM216 250H217V251H216ZM226 250H225V251H226ZM241 250H242V251H241ZM243 250H244V251H243ZM209 251H208V252H209ZM214 251H215V252H214ZM245 252H246V253H245ZM255 252H256V253H255ZM218 253H220V254H218ZM240 253H239V254H240ZM243 253H242L241 256L244 255ZM258 253L261 254L260 257H259V254H258ZM215 254H216L217 256H216ZM225 254L227 255V258H228L229 260H230V258L233 259V258H236V256H237L236 254H235V256H233V252L228 253V251L224 252V255H225ZM230 254H232L233 257H232ZM255 255H256L257 257L254 258L253 256H255ZM220 256H221V257H220ZM241 256H240V258H242ZM249 257H247V259H248ZM262 257H263V258H262ZM237 258H238V257H237ZM237 258H236V260H237ZM240 258L237 260V262H238L239 260H241ZM256 258H258V260H257ZM188 259H190V258H188ZM228 259H227V260H228ZM254 259H255V260H254ZM229 260H228V262H229V264H230V263H231V262H230L231 260H230V261H229ZM236 260H233L232 264L234 263V261H235L234 264H238L239 262L236 263ZM218 261H219V262H218ZM241 261L243 262V258H242ZM262 261H263V262H262ZM182 262H183V260H182ZM247 264H248V263H247Z\"/></svg>",
  "mask_w": 264,
  "mask_h": 264
}]
</instances>
